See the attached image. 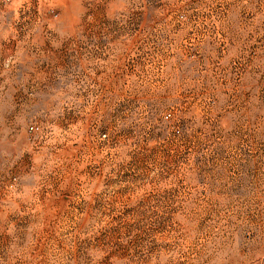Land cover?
<instances>
[{"label": "rangeland", "instance_id": "374dc122", "mask_svg": "<svg viewBox=\"0 0 264 264\" xmlns=\"http://www.w3.org/2000/svg\"><path fill=\"white\" fill-rule=\"evenodd\" d=\"M0 264H264V0H0Z\"/></svg>", "mask_w": 264, "mask_h": 264}, {"label": "built area", "instance_id": "2783aa9c", "mask_svg": "<svg viewBox=\"0 0 264 264\" xmlns=\"http://www.w3.org/2000/svg\"><path fill=\"white\" fill-rule=\"evenodd\" d=\"M31 130H33V128H31Z\"/></svg>", "mask_w": 264, "mask_h": 264}]
</instances>
